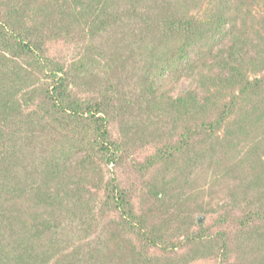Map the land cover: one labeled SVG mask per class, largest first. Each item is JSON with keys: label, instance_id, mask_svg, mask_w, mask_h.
<instances>
[{"label": "trees", "instance_id": "obj_1", "mask_svg": "<svg viewBox=\"0 0 264 264\" xmlns=\"http://www.w3.org/2000/svg\"><path fill=\"white\" fill-rule=\"evenodd\" d=\"M61 44L81 51L59 61ZM181 76L197 87L176 95ZM151 144L138 166L157 210L139 213L105 169ZM258 153L264 0H0V264H159L151 218L182 217L181 192L218 163L235 188L210 226L187 216L188 259L162 264H264Z\"/></svg>", "mask_w": 264, "mask_h": 264}, {"label": "rangeland", "instance_id": "obj_2", "mask_svg": "<svg viewBox=\"0 0 264 264\" xmlns=\"http://www.w3.org/2000/svg\"><path fill=\"white\" fill-rule=\"evenodd\" d=\"M256 27V24L253 20H251L249 24V31H252ZM81 50L78 46H65V45H57L51 48L50 55L59 61H72ZM194 57V55H192ZM209 65H212V59L209 61ZM202 63L206 64V60ZM201 64V63H200ZM168 89L171 90L174 88V94H179L180 91L188 90L189 88L195 89L197 84L192 79H186V77L181 76L177 81L171 80L168 83ZM262 130H259L255 133V135H259ZM112 133L114 136L118 135V128L113 127ZM136 152L131 156L130 159H126L124 163L120 166L114 168L113 166L107 167L105 169L107 179L116 178L117 183L121 188L127 189L131 192L132 201L134 203L135 209L137 212H147L152 211L155 212L157 210L156 205H152V201L148 200V202H143V195L148 193V178H144L142 171L139 168V164L145 162L146 158L153 155L155 152V147L151 145L145 147L136 148ZM250 146L247 149H244L241 156H236V161L239 162L244 159L245 155L250 152ZM260 157L264 160V155L258 153ZM248 161L242 163L243 170L249 172ZM137 166V169L135 166ZM241 170V171H243ZM225 171H221L220 165L215 168H212L211 171H207L206 169L197 173L190 180V187L185 191V189L181 192V197L178 202V205H184L181 207L182 214L180 217H174L169 221L165 222L161 214L155 213L154 217L151 218V224L153 225L162 222L163 224V232L166 234V240L169 241L168 244L165 243L163 245L162 250H169L170 255H165L162 253H156L155 256L160 260L159 264H162L165 259H171L175 255L171 251L173 248L176 249L177 257L176 261L180 259H188L186 255V250L183 248L182 242L183 238L186 235V230L188 227V222L186 218L190 215V213L195 216V219L205 217L204 222L202 223L204 226L208 227L211 225L212 221L210 218H213L215 214L207 216L203 215L206 211H213L214 213L220 208V206L225 205L227 202V194L229 190L235 188L234 178L235 175L226 178ZM99 198L101 199L102 192L98 193ZM190 218V217H189ZM198 229L197 226L192 227L191 231L194 232ZM235 231V229H232ZM180 246V247H179ZM161 252V250H160ZM165 255V256H164ZM186 264H221L219 259L208 257L204 259H198L195 261L188 262Z\"/></svg>", "mask_w": 264, "mask_h": 264}, {"label": "water", "instance_id": "obj_3", "mask_svg": "<svg viewBox=\"0 0 264 264\" xmlns=\"http://www.w3.org/2000/svg\"><path fill=\"white\" fill-rule=\"evenodd\" d=\"M203 220H204V218L201 217V218L198 219V222L201 224L203 222Z\"/></svg>", "mask_w": 264, "mask_h": 264}]
</instances>
